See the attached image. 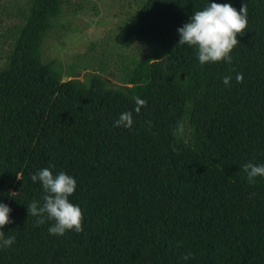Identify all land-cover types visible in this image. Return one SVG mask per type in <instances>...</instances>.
I'll return each instance as SVG.
<instances>
[{
  "label": "trees",
  "instance_id": "obj_1",
  "mask_svg": "<svg viewBox=\"0 0 264 264\" xmlns=\"http://www.w3.org/2000/svg\"><path fill=\"white\" fill-rule=\"evenodd\" d=\"M212 2L247 7L231 63L201 64L178 43ZM61 8L28 0L0 66V203L12 221L0 231L15 237L0 264H264V177L250 184L243 169L264 165V0H144L114 41L153 51L117 86L93 71L65 80L43 60ZM128 111L132 127H115ZM43 168L76 179L83 231L53 235L54 221L28 213L47 195L31 180Z\"/></svg>",
  "mask_w": 264,
  "mask_h": 264
},
{
  "label": "rangeland",
  "instance_id": "obj_2",
  "mask_svg": "<svg viewBox=\"0 0 264 264\" xmlns=\"http://www.w3.org/2000/svg\"><path fill=\"white\" fill-rule=\"evenodd\" d=\"M28 0H0V66L11 41V30L21 19ZM144 0H62L42 45V56L62 71L63 79H84L90 71L107 84H121L125 68L153 49L143 42L122 47L115 34Z\"/></svg>",
  "mask_w": 264,
  "mask_h": 264
},
{
  "label": "clouds",
  "instance_id": "obj_3",
  "mask_svg": "<svg viewBox=\"0 0 264 264\" xmlns=\"http://www.w3.org/2000/svg\"><path fill=\"white\" fill-rule=\"evenodd\" d=\"M248 26L247 7L243 4L237 11L231 4H220L212 2L203 10L196 11L191 15L190 21L177 29L180 39L179 44H187L197 48L198 60L201 64L210 62L226 61L232 62L230 53L239 43L237 35H243ZM231 76H225L223 83L228 85ZM236 81L243 83V75L237 74ZM135 112L139 113L142 106H146V101L135 97ZM133 125L132 112L121 113L119 119L114 122L115 127L131 128ZM247 173L250 184H255L256 177H264V165H257L251 162L243 165ZM31 180H39L43 189L47 193L44 196L42 206L39 202L33 201L27 206L28 213L37 216L38 224L48 220L54 221L49 227L50 234L62 236L66 231H83V214L78 205L70 202L69 197L74 194L77 181L74 177L59 172L53 175L49 168L40 169L31 175ZM11 209L8 205L0 203V229L12 223L9 213ZM15 241L14 236H5V232L0 231V248L10 247ZM188 253L184 259H189Z\"/></svg>",
  "mask_w": 264,
  "mask_h": 264
}]
</instances>
